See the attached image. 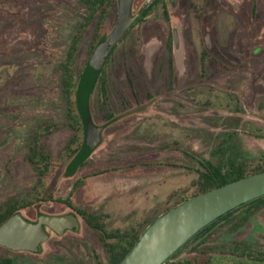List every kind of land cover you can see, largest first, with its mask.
<instances>
[{
	"label": "rangeland",
	"instance_id": "374dc122",
	"mask_svg": "<svg viewBox=\"0 0 264 264\" xmlns=\"http://www.w3.org/2000/svg\"><path fill=\"white\" fill-rule=\"evenodd\" d=\"M146 1L135 0L133 13ZM88 9L86 0H0V207L30 199L38 187L29 160L33 137L45 134L40 140L56 158L74 136L62 64ZM118 9L102 27L99 16L92 20L77 53L78 71L96 36L114 29ZM103 77L106 93L101 80L91 100L94 122L108 124L109 114L119 120L73 177L66 172L75 155L50 171L42 199L21 210L25 218L71 213L68 201L98 216L107 232L142 231L198 192V161H226L233 147L249 172L259 164L264 0H164L117 45ZM78 181L84 186L74 190ZM77 216L78 233L52 235L41 254L23 257L36 264L53 255L96 264V254L105 262L98 235ZM233 240L264 244V211ZM9 251L0 246V257Z\"/></svg>",
	"mask_w": 264,
	"mask_h": 264
},
{
	"label": "trees",
	"instance_id": "16d2710c",
	"mask_svg": "<svg viewBox=\"0 0 264 264\" xmlns=\"http://www.w3.org/2000/svg\"><path fill=\"white\" fill-rule=\"evenodd\" d=\"M163 1L164 0H154L139 17H144L149 10ZM86 3L89 8V13L81 25L82 31L75 36L68 50L66 60L62 64L63 77L61 84L63 94L68 103V126L74 131V136L56 158L51 155L40 140L45 134L42 136V134L39 133L36 137H33L29 160L38 175V187L35 189L30 199L27 198L22 201L12 200L0 207V226L15 214L20 213L22 209L34 206L40 201L45 190L44 179L48 176L50 171L57 169V167L76 155L83 144L84 127L76 104V93L82 73L94 48L100 41L99 35L96 36L93 47L88 54L86 64L79 71L77 68V53L83 35L90 26L92 20L96 16H99L101 21L100 25L102 27L109 11L116 5L119 8V0H86ZM169 50L171 51V48H169ZM104 70L105 68L98 78L99 80L102 79L101 91H103V94L106 93V82L103 77ZM97 84L98 83H96V85ZM108 118L112 120L114 116L109 114ZM230 151L233 153L234 157L223 162L220 161L217 164L206 160L198 161L201 166V171H197L199 175L196 184L198 192L194 196L206 193L241 178L264 172V153L259 160V164L255 166L252 172H249L247 170V162L240 159L242 153L235 150L233 151V147L230 148ZM222 152L223 150L220 149L218 153L221 155L223 154ZM86 163L87 161L83 166ZM82 186H84V183L78 181L74 184V190ZM187 199L189 198L181 199L176 206ZM66 204L70 209L75 210L74 212H78L77 214L82 216L87 225L98 235L100 245L105 252L106 260L103 262L101 256L95 254L96 264H120L123 258L131 251L132 247L138 243L145 230L158 218L156 217L147 223V226L142 231L129 230L126 232H107L98 216L83 211L68 201ZM263 211L264 196L228 212L198 232L164 264H264V244L249 242L247 240H233V236H236V234L245 229L251 220ZM90 251L94 253L93 250ZM9 252H11L12 255L0 257V264H36L30 260L27 261L23 257L24 254L22 253L24 252L18 254L12 251ZM40 264L84 263L53 255L47 261L41 262Z\"/></svg>",
	"mask_w": 264,
	"mask_h": 264
},
{
	"label": "water",
	"instance_id": "95a60500",
	"mask_svg": "<svg viewBox=\"0 0 264 264\" xmlns=\"http://www.w3.org/2000/svg\"><path fill=\"white\" fill-rule=\"evenodd\" d=\"M154 0H147L137 14L135 0H119L117 22L112 32L94 48L82 73L76 104L84 127L81 148L70 161L66 175L73 177L102 145L106 128L119 120L97 125L91 111V98L98 78L110 55L135 20ZM264 196V172L253 174L206 193L193 196L159 216L142 234L138 243L120 264H164L191 238L228 212ZM81 223L75 214L40 215L36 221L17 213L0 226V246L12 252L41 254L52 235L78 233Z\"/></svg>",
	"mask_w": 264,
	"mask_h": 264
},
{
	"label": "flooded vegetation",
	"instance_id": "af4514ba",
	"mask_svg": "<svg viewBox=\"0 0 264 264\" xmlns=\"http://www.w3.org/2000/svg\"><path fill=\"white\" fill-rule=\"evenodd\" d=\"M152 9H153V8H152ZM152 9L149 10V11L147 12V14H145L144 17H142V18L138 17V19L135 20V22L133 23V25L131 26V28L128 30V32H127L126 35L121 39L120 42H122V41L126 38V36L128 35V33L130 32L131 29H133L136 25H138L139 23H141V22H143V21L145 20V18L150 14V12L152 11ZM165 14H166V21H167V22H170V20L168 19V13L165 12ZM120 42H119V43H120ZM116 48H117V47H116ZM116 48L114 49V51L112 52V54L110 55V57H109L108 60H110V58H111V56L114 54ZM107 63H108V61L106 62V65H105L104 68H106ZM101 80H102V79H100V80L98 79L97 83H99ZM101 83H102V82H101ZM96 88H97V85L95 86V89H94L95 91H96ZM95 91H93L92 97H93ZM91 100H92V98H91ZM68 208H69V207H68ZM69 209H70V208H69ZM71 214L78 215L76 212L74 213V211L71 212ZM6 249H7V248H6Z\"/></svg>",
	"mask_w": 264,
	"mask_h": 264
}]
</instances>
